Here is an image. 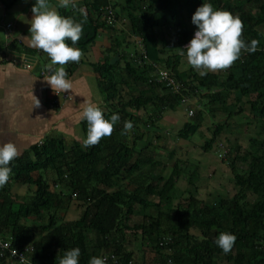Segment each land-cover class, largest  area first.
Listing matches in <instances>:
<instances>
[{"label": "trees", "instance_id": "trees-1", "mask_svg": "<svg viewBox=\"0 0 264 264\" xmlns=\"http://www.w3.org/2000/svg\"><path fill=\"white\" fill-rule=\"evenodd\" d=\"M132 1L130 33L123 29L120 36L102 17L103 9L112 4L108 0H83L82 6L60 10L62 16L83 22V34L76 42L81 51L97 42L101 29L112 32L109 55L94 69L100 91L107 96L104 114L119 113L120 120L112 134L95 145H67L62 138H48L10 162V179L0 187V240H12V246L21 249L33 246L29 264H59L64 252L73 247L81 249L79 264H88L91 256L111 253L118 257V264H135L126 246L128 232L141 235L143 248L154 255L144 258L145 264H264V138H260L264 136V0H211L214 7L241 19L242 39L249 43L255 39L258 44L253 52L242 50L240 58L219 73L208 70L203 76L188 62L184 64L189 70L183 69L186 56L180 49L194 35L191 16L203 0ZM84 6L85 15L79 11ZM112 7L117 9L116 4ZM166 34L173 35L172 47L163 41ZM132 35L142 39L146 58L132 55L138 47L128 42ZM116 54L120 58L111 64ZM75 65L68 63L69 72ZM155 66L173 71L181 85L179 93L152 82ZM130 83L143 91L123 97ZM183 97L188 98L186 106L194 110L195 121L182 132L185 137L198 131L206 112L226 116L210 130L204 151L220 141L232 117L247 111L258 127V136L250 138L243 154L235 144L232 149L237 154L233 159L227 155L237 189L234 196L210 195L201 200L190 194L174 210L170 195L181 168L176 165L165 176L166 165L147 158L146 147L140 148L144 135L139 131L147 124L142 111L148 114L155 109L156 121L165 108L182 105ZM148 119L154 123L152 115ZM126 120L132 121L133 128L122 134ZM82 128L86 138V120ZM13 184L26 185L30 191L19 197L13 194ZM149 196L159 202H149ZM76 203L80 216L65 221ZM137 205L144 222L130 225V217L139 214ZM147 208L157 209L155 215L144 213ZM224 231L236 235L227 253L214 243ZM0 264L10 263L0 256Z\"/></svg>", "mask_w": 264, "mask_h": 264}, {"label": "crops", "instance_id": "crops-1", "mask_svg": "<svg viewBox=\"0 0 264 264\" xmlns=\"http://www.w3.org/2000/svg\"><path fill=\"white\" fill-rule=\"evenodd\" d=\"M82 1L71 0L67 7L61 6L59 0H48V3L50 7H55L60 13L61 9H70L74 4L78 7L82 6L80 5ZM108 1L117 5V11L125 17L122 18L121 16V19L127 21L135 3L132 4V0ZM136 1L152 2L155 0ZM34 2L35 0H0V144L8 141L14 142L20 152L18 157H23L35 145L43 143L48 138H62L69 144L72 142L82 143L84 139L82 128L84 107L88 103H95L104 111L108 109L107 96L100 91L99 76L95 72L94 65L103 64L104 59L109 55L108 51L112 41L109 37V30L101 29L100 35H103L104 39L82 51L80 60L74 61L76 65L73 71L69 72L68 70L70 61L64 65L68 78L72 82V87L66 91L56 89L55 92L44 79L50 76L52 70L59 65H52L50 57L43 50L30 47L27 38L30 36L29 29L31 18L34 15L32 12ZM79 11L83 15L87 14L85 6ZM125 27L124 25L123 27L119 26L118 32ZM120 35L122 34L119 33L118 36ZM163 41L164 43L167 42L165 39ZM131 49L128 52H131ZM174 53L171 51L169 54L173 56ZM185 60L186 57L182 60L183 64ZM129 85L131 89H125L122 93L123 97L138 95L140 89L133 83ZM127 96L126 98H129ZM38 100L39 106H36ZM186 111V108L181 105L174 109L165 108L164 113H161L156 121L155 119L159 115L155 109L152 108L148 114L141 112L147 121V124L142 126L139 131L144 135L139 146L140 148L146 147L145 156L160 160L166 167H168L169 161L174 160L175 164L170 171H164L165 176H169L176 165L181 168L177 183L173 186L172 195H170L173 198L172 207L174 210L177 209L182 200L189 198L190 194L201 200H206L210 195H221H214L212 188H209V185L213 184L212 181L215 184L220 182H215L212 177L211 182L208 181V177L211 176L210 173L218 171L214 168L217 163L212 166L213 164L209 163L208 158L203 156L201 152H206L203 150V146L209 140L207 139L208 136L212 135L211 128L206 127V122L211 118V122L215 123V119L222 117L223 114L217 112L214 117V115L211 116L206 112L198 131L195 134L190 132L185 137L182 132H186L188 124L194 125L195 123ZM150 115L153 116V124L148 119ZM241 116L242 119H251V116L246 112ZM200 129L203 135H201L202 139L198 140L195 135L199 133ZM201 163L210 165L205 169L202 168ZM221 172L231 173L232 179H234L231 170H221ZM219 176L220 174L216 177ZM19 186L25 188L26 192L21 196L15 195L24 197L30 188L26 185H18L17 187ZM52 188L54 189V186ZM203 192L206 193V197H203ZM146 199L151 203L159 202V199L154 196H149ZM137 206L139 214L130 217L128 220L130 225L144 222L141 208L139 205ZM72 209H75V206L70 208L68 215ZM156 210L147 208L144 213L155 215ZM78 213L80 214V212ZM194 232L192 231V233ZM142 241L139 234L137 236L129 232L126 234V246L128 251L134 254L135 264H145L144 258L147 260L154 257L151 252L145 251Z\"/></svg>", "mask_w": 264, "mask_h": 264}, {"label": "clouds", "instance_id": "clouds-1", "mask_svg": "<svg viewBox=\"0 0 264 264\" xmlns=\"http://www.w3.org/2000/svg\"><path fill=\"white\" fill-rule=\"evenodd\" d=\"M70 2L71 0H59L63 7H67ZM113 9L117 19L118 11L116 8ZM32 12L34 15L30 21V36L27 37L29 46L43 50L50 57L52 65H59L44 80L55 92L56 89L70 90L72 82L68 78L64 65L69 61H79L81 58L82 51L76 47V42L83 34V22L62 16L55 7L49 6L48 0H35ZM118 17L119 21L114 28L117 30L122 24L126 26L124 30L129 32L128 20H122L121 15ZM191 22L196 26L194 35L185 46L180 48L181 55H185L187 62L195 69H200L202 76L207 74L204 70L215 71L231 66L240 58L242 50L247 52L256 50L257 40L252 39L249 43L242 39L241 19L228 10L214 7L211 0H203L192 14ZM109 33L111 37V31ZM69 40L71 43H68ZM129 41L134 47V42L138 45L132 55L138 54L140 51L138 41L142 39L132 35L129 36ZM36 106H39V100ZM82 118L87 121V135L82 143L88 147L99 143L102 137L110 136L114 125L120 120V115L112 113L106 116L102 107L95 103H88L83 109ZM132 128V121L126 120L122 134H127ZM19 155L20 152L14 142L0 144V187L9 181L13 171L10 162ZM235 241L234 233L224 231L218 234L214 243L227 253L232 249ZM80 254L79 247L67 249L60 257L59 264H79ZM107 262L108 256L95 255L89 258L88 264H107Z\"/></svg>", "mask_w": 264, "mask_h": 264}, {"label": "rangeland", "instance_id": "rangeland-1", "mask_svg": "<svg viewBox=\"0 0 264 264\" xmlns=\"http://www.w3.org/2000/svg\"><path fill=\"white\" fill-rule=\"evenodd\" d=\"M119 14L122 16V18H125L123 14H121V13H119ZM114 26H116V25H114ZM120 27H123V25L121 24ZM102 39H104V36L100 35L98 37L97 41H101ZM164 39L167 41L166 44L168 46H173L175 44V40L170 35L166 34L164 36ZM186 62H187V58L185 60V63ZM183 67H184L185 70H189V66L188 65L184 64ZM196 70L198 72L201 71L200 69H196ZM204 71H208V70H204ZM209 71H212V70H209ZM215 71L219 73L221 71V69H218V70H215ZM221 73H224V72H221ZM246 113L248 115H250V113L248 111ZM250 116H251V119L249 118V120H248V118L242 119L241 115L232 117L229 120V126L230 127L226 129V132L223 133L221 135V137L219 138L220 141L218 140V142H217L218 148H219V146L222 143L221 147L224 149V152L227 155H229V154L232 155L231 159H233V156H235V154H237L235 152L237 150L235 149L233 151V149H232L233 145H235V144L238 145L240 147V151L239 152H241L243 154L247 150V148L249 146L250 138L258 136V133H257L258 132V127L256 126L255 122L253 121L252 115H250ZM211 121H212V119L209 118L208 121L206 122V127L209 126V128L213 129V128H215V125H217L218 123H223V121H225V117L222 116V117L216 118L215 119V123H212ZM201 135H203V133H202V130L200 129L199 133L195 135L196 139H198V140L202 139ZM210 137L211 136L209 135L207 139H210ZM260 138H264V136H260ZM67 145H70V144L67 143ZM217 146L215 145L212 148V150H210L208 152H203V151L201 152V154L203 156L208 158L209 163L213 164L212 166H214L217 163V166H214V168H215V170L218 169V171L210 173L211 176L209 175L210 177H208V176L207 177H208V181L209 182H211V177H212V179H214L215 182H220V183L215 184L212 181L213 184L209 185V188H212V190H213L212 193L214 195L221 194V195H226L228 197H232V195L237 191L234 179H232L231 173H224V172L222 173L221 172V170H225V171H230L231 170L230 166H229V162H230L231 159L230 158H226L224 160L221 159V157L218 155L219 152H218ZM216 148H217V150H216ZM174 164H175L174 160L169 161V165H168V167H166L165 172H169L171 167ZM209 165L210 164H208V163H201L202 168H205V169H207L209 167ZM240 165H242V164H240ZM243 166H245V165H243ZM219 174H220V176L216 177ZM51 184H52V182H51ZM17 186H18V184L12 185L13 193L14 194H18L20 196L24 195L25 192H26L25 188H23L21 186H19V187H17ZM203 186H200V187H203ZM52 187H53V184H52ZM21 188H23V189H21ZM19 189H21V190H19ZM209 191H210V189H209ZM202 195H203V197H206V193L205 192H203ZM207 196H208V194H207ZM210 198H211V196L207 197V199H210ZM73 206H75V209H72V211L70 212L69 215L67 213L68 216L67 215L65 216V221H73L74 218L78 217L79 213L77 211L78 208L76 207L77 203L75 205H73ZM194 234L199 235V233L197 231H195Z\"/></svg>", "mask_w": 264, "mask_h": 264}, {"label": "built area", "instance_id": "built-area-1", "mask_svg": "<svg viewBox=\"0 0 264 264\" xmlns=\"http://www.w3.org/2000/svg\"><path fill=\"white\" fill-rule=\"evenodd\" d=\"M102 17L107 22V24L115 25L117 23L115 12L112 6H108L107 8L103 9ZM138 44L140 46V51L138 54H135V57H140V55L144 58H146V52L145 47L143 46L142 41H138ZM152 82H155L167 89V87L171 90V92L177 94L181 90V85L177 83L175 80V76L172 70L169 68H158L154 67L153 75H152ZM189 101L188 98L186 99L183 97L182 100V106L186 108V112L189 117L194 116V110L188 108L186 105H188ZM188 108V109H187ZM220 145V144H219ZM222 145V143H221ZM221 145L217 146L218 148V155L221 157V159H226L227 154L224 152V149L221 147ZM216 148V150H217ZM0 249L1 253L0 256L7 260L10 264H29L30 263V253L33 251V246H26L24 248L19 247H13L12 246V240L8 241H2L0 240ZM108 256V262L107 264H118V257L115 254H106Z\"/></svg>", "mask_w": 264, "mask_h": 264}, {"label": "water", "instance_id": "water-1", "mask_svg": "<svg viewBox=\"0 0 264 264\" xmlns=\"http://www.w3.org/2000/svg\"><path fill=\"white\" fill-rule=\"evenodd\" d=\"M119 54H116L114 58L110 61L111 64H115L119 60Z\"/></svg>", "mask_w": 264, "mask_h": 264}]
</instances>
